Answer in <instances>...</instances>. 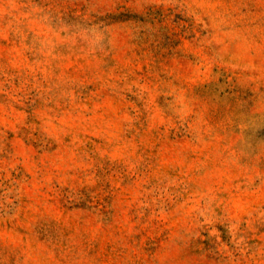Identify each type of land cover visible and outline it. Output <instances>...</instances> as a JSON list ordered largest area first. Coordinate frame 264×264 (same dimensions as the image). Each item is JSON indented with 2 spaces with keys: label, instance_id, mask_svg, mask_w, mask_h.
I'll use <instances>...</instances> for the list:
<instances>
[{
  "label": "rangeland",
  "instance_id": "obj_1",
  "mask_svg": "<svg viewBox=\"0 0 264 264\" xmlns=\"http://www.w3.org/2000/svg\"><path fill=\"white\" fill-rule=\"evenodd\" d=\"M0 264H264V0H0Z\"/></svg>",
  "mask_w": 264,
  "mask_h": 264
}]
</instances>
